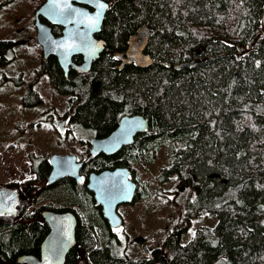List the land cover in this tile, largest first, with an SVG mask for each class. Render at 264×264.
<instances>
[{
	"label": "trees",
	"instance_id": "obj_1",
	"mask_svg": "<svg viewBox=\"0 0 264 264\" xmlns=\"http://www.w3.org/2000/svg\"><path fill=\"white\" fill-rule=\"evenodd\" d=\"M105 1L100 37L106 45L89 72L66 76L56 57L40 58V66L50 70L48 82L66 98L70 118L65 132L59 131L67 146L63 154L74 149L70 135L86 158L83 181L67 177L53 187L47 181L49 157L35 160L34 181L43 185L31 192L34 205L22 217L0 216V264H17L21 254L40 255L50 231L45 209L77 215L78 244L69 264H264V0ZM136 36L155 59L148 67L116 54ZM11 40L0 41L1 65L9 49L15 52ZM41 95L29 89L24 104H39ZM135 114L149 128L133 144L113 156L90 154L92 137L107 136L124 116ZM164 148L168 164L160 180L176 175L193 191L182 229L203 215L217 222L198 227L185 243L173 232L160 247L148 249L149 256L133 258L120 251L116 229L87 188L88 175L127 167L140 187L137 200L146 198L138 169L153 164Z\"/></svg>",
	"mask_w": 264,
	"mask_h": 264
},
{
	"label": "rangeland",
	"instance_id": "obj_2",
	"mask_svg": "<svg viewBox=\"0 0 264 264\" xmlns=\"http://www.w3.org/2000/svg\"><path fill=\"white\" fill-rule=\"evenodd\" d=\"M41 2L0 0V38L14 40V50L18 53L6 67L0 63V188L34 181L36 174L32 165L35 160L51 157L54 153L63 154L67 149L63 144L65 137L59 133L60 124L66 122L64 117H69L66 98L58 95L40 66L43 49L37 41L35 20ZM36 78L34 90L42 92L41 102L24 104L28 87ZM64 126L66 130L68 125ZM68 141L74 148L70 153L82 158L83 151L74 147L70 135ZM166 151L165 148L160 151L155 162L146 169L145 166L138 169L148 197L120 208L124 222L115 235L122 242L120 251L133 258L145 253L149 256L148 249L160 247L173 232L179 233L185 243L198 227L213 226L217 222L214 215L208 214L195 218L187 229H182L185 207L193 191L182 185L176 175L166 181L160 180L168 164ZM34 184L43 185L37 181Z\"/></svg>",
	"mask_w": 264,
	"mask_h": 264
},
{
	"label": "water",
	"instance_id": "obj_3",
	"mask_svg": "<svg viewBox=\"0 0 264 264\" xmlns=\"http://www.w3.org/2000/svg\"><path fill=\"white\" fill-rule=\"evenodd\" d=\"M108 8L109 3L105 0H45L36 10L35 20L37 41L43 48L44 56L54 55L66 75L71 65L83 72L91 70L93 62L105 49V40L95 35L102 31ZM53 25L65 26L63 35L55 37ZM137 40L138 36L131 44ZM145 45L143 39L137 50L130 46L128 50L116 54L125 56L126 61L131 60L138 66L148 67L155 59L144 51ZM77 54L84 56V63L79 67L72 59ZM64 125L65 122L60 124L61 132L65 131ZM148 128L149 122L143 115H126L109 135L90 139L91 154L113 156L123 147L133 144L135 137ZM49 162L52 168L47 178L49 185L67 177L82 181L81 171L85 161L76 154L54 153ZM87 187L94 193L110 226L121 227L124 218L119 213V206L133 203L137 193V184L131 179L130 169L117 167L91 172ZM19 198L18 192L10 186L0 189V215L16 214ZM42 218L50 231L41 244L40 255L21 254L17 264H69L68 254L78 244L76 214L71 210L45 209Z\"/></svg>",
	"mask_w": 264,
	"mask_h": 264
},
{
	"label": "flooded vegetation",
	"instance_id": "obj_4",
	"mask_svg": "<svg viewBox=\"0 0 264 264\" xmlns=\"http://www.w3.org/2000/svg\"><path fill=\"white\" fill-rule=\"evenodd\" d=\"M45 1V0H44ZM43 1V2H44ZM65 26H61V25H53L52 26V31H53V34L55 35V37H58V36H61V35H63V32H64V30H65ZM37 31V30H36ZM96 36V38H101L100 37V33L99 34H96L95 35ZM2 40H4V41H7V40H9V39H3V38H0V41H2ZM140 40L141 39H139L138 38V41L137 42H135L131 47L133 48V49H135V50H137L139 47H140V44L138 43V42H140ZM11 41H13V42H15L14 40H11ZM42 47V46H41ZM43 49V48H42ZM11 49H9V51L5 54V58H6V63L3 65L4 67H6L8 64H10L11 62H13L15 59H16V57H17V55H18V53H16V52H14L13 50H12V52L10 51ZM0 53L2 54L3 52H1L0 51ZM0 54V55H1ZM43 56H44V54H42ZM2 56H4V54H2ZM52 56V55H51ZM51 56H49V57H45L44 56V58H45V60H49L50 59V57ZM54 56V55H53ZM55 57V56H54ZM121 58H122V60H123V62H125V63H129V62H131L132 63V61L131 60H128V61H126L125 60V56H121ZM57 59V58H56ZM73 63L76 65V66H81L83 63H84V56L83 55H81V54H77V55H74L73 56ZM58 60V59H57ZM79 62V63H78ZM95 62V61H94ZM93 62V63H94ZM92 66H93V64H92ZM61 69L63 70V68L61 67ZM92 69V68H91ZM72 70H75V71H77V72H81V73H87V72H89V71H87V72H83V71H80V70H78L77 68H75L73 65H71L70 66V70H69V73L70 72H72ZM43 72H44V74L47 76V75H49V72H50V70H49V68L48 67H44V69H43ZM63 72H64V70H63ZM65 73V72H64ZM69 73H68V75H69ZM66 75V74H65ZM68 75H66V76H68ZM48 77V76H47ZM48 79L50 80V78L48 77ZM29 89H34L35 88V80H34V82L30 85V87H28ZM28 89V90H29ZM69 118L70 117H68V116H66V117H64V121H66L65 123H67L68 122V120H69ZM61 132V131H60ZM65 132V131H64ZM64 132H61V134L62 133H64ZM109 135V134H108ZM93 138V137H92ZM99 138H102V137H99ZM136 138V137H135ZM90 141V140H89ZM124 148V147H123ZM122 148V149H123ZM121 149V150H122ZM120 150V151H121ZM119 151V152H120ZM89 152H90V154H91V145H90V147H89ZM118 152V153H119ZM117 153V154H118ZM117 154H115V155H117ZM101 155V154H100ZM94 156V155H93ZM99 156V155H98ZM80 159H83L84 161L86 160V158H84V157H82V158H80ZM85 163H86V161H85ZM84 167H85V165H84ZM118 167H123V166H118ZM115 168H117V167H114V168H112V169H115ZM84 169V168H83ZM82 169V170H83ZM130 171H131V179L137 184V192H138V190H139V185H138V181H137V179H136V177H135V175L132 173V170L130 169ZM90 174V173H89ZM81 176H82V171H81ZM136 176H138V172H137V174H136ZM88 178H89V175H88ZM88 180V179H87ZM48 181V180H47ZM77 181V180H76ZM82 181H83V176H82ZM82 181H77V182H79V183H81ZM87 184H88V182H87ZM86 184V185H87ZM53 187L54 186H56V187H58V186H60V181H58L56 184H54V185H52ZM10 187L11 188H13V189H15L17 192H18V194L20 195V198H19V202H18V209H17V212H16V214H14V215H12V216H17V217H22V215H23V213H24V211L27 209V208H29V206L31 207L32 205H34V199H35V197H33V194L31 193V192H34L35 191V185L34 184H31V185H27L26 183L25 184H15V183H11L10 184ZM5 187H2V188H0V189H4ZM88 188V187H87ZM32 194V195H31ZM94 194V193H93ZM136 196H137V193H136ZM136 200H137V198L135 199V201L134 202H136ZM96 201V200H95ZM134 202L133 203H131V204H122V205H120L119 206V213L121 214V212H120V208L122 207V206H126V205H133L134 204ZM97 203V202H96ZM97 206H100V205H98L97 204ZM100 208H101V211H102V213H103V209H102V207L100 206ZM7 213H5V214H3V215H6ZM8 215H10V214H8ZM104 215V214H103ZM122 215V214H121ZM1 216V215H0ZM77 216V215H76ZM109 223V222H108ZM110 225V224H109ZM111 227V226H110ZM112 228V227H111ZM112 229H118V228H112Z\"/></svg>",
	"mask_w": 264,
	"mask_h": 264
},
{
	"label": "snow or ice",
	"instance_id": "obj_5",
	"mask_svg": "<svg viewBox=\"0 0 264 264\" xmlns=\"http://www.w3.org/2000/svg\"><path fill=\"white\" fill-rule=\"evenodd\" d=\"M101 7H104V5H101Z\"/></svg>",
	"mask_w": 264,
	"mask_h": 264
}]
</instances>
